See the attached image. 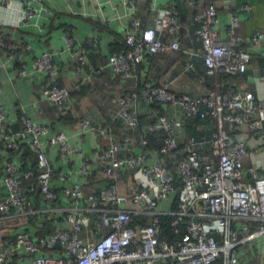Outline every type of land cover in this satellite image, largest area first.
I'll use <instances>...</instances> for the list:
<instances>
[{
  "label": "built area",
  "instance_id": "built-area-1",
  "mask_svg": "<svg viewBox=\"0 0 264 264\" xmlns=\"http://www.w3.org/2000/svg\"><path fill=\"white\" fill-rule=\"evenodd\" d=\"M34 1L21 10L20 20L38 13ZM181 1L198 6L194 35L201 47L188 53L203 58L208 74L245 72L251 59L247 46L264 44V31L241 34L240 18L233 13L223 38L215 28L217 0ZM120 2L129 5L132 15L123 36L125 46L111 53L107 63L92 74L108 67L113 74L137 82L147 53L182 48V22L174 2L158 8L153 25L147 26L137 17L135 0ZM249 10L248 4L238 8V12ZM65 39L73 44L71 37ZM0 42L15 61L19 46L3 38ZM87 53L85 45L74 50L73 61L80 70ZM192 66L187 60L186 70ZM54 68L50 51L33 62V69L41 74ZM26 72L24 66L18 70ZM136 86L115 99L117 109L112 116L122 119L127 133L140 126L142 102L171 107L175 114L155 113V121L144 126L164 133L161 147L155 150L142 148L147 140L138 134L140 139H107L86 157L82 145H73L64 132L52 133L48 125L25 114L20 116L21 126L13 128L0 101V146L12 153L3 165L6 192L0 197V219L15 217L18 223L13 237L0 241V264H238L240 245L264 240V173L256 162L245 164L258 156L264 164V99L257 100L241 85L223 93L208 90L194 96L175 92L168 84L146 82L139 91ZM41 92L60 113L72 98L70 87L56 82H48ZM198 115L215 118L214 138H185L179 131L176 116ZM244 126L259 135L257 156L244 139L230 134L229 129ZM86 131L107 135L90 117L80 120V132ZM207 145L211 151L205 149ZM25 148L34 155L35 164L24 169L20 156ZM52 153L81 155L77 170L56 167ZM95 171L105 181L101 185L93 183ZM46 214L61 220L54 231L37 235L34 232L42 228ZM162 215L171 216L170 239Z\"/></svg>",
  "mask_w": 264,
  "mask_h": 264
},
{
  "label": "crops",
  "instance_id": "crops-1",
  "mask_svg": "<svg viewBox=\"0 0 264 264\" xmlns=\"http://www.w3.org/2000/svg\"><path fill=\"white\" fill-rule=\"evenodd\" d=\"M29 1L31 0H0V38H3L5 43L12 42L19 46L18 58L13 61L8 58V50L0 42V101L13 128L18 129L21 126L20 116L25 114L33 121L48 125L52 133L64 132L73 145H82L83 155L88 157L103 146L107 139H119L118 136L126 135L119 126H110V122L106 123L100 108L94 104V99L98 98L100 92L105 94V102H109L107 89L117 98L125 89V82L108 67H104L103 71L96 75L92 74V70L104 66L109 55L118 46L132 19V15L129 14L130 7L123 5L120 0H35L32 6L39 9L38 13L25 21L20 20L21 10L27 7ZM171 2L177 4L182 20L181 49L187 53L188 49L198 51L199 48L194 49L193 44L187 43L190 42L198 24L195 19L198 6H190L180 0H135L137 17L143 25H153L156 10L168 6ZM216 4L219 21L215 28L221 37H226L233 13H237L240 18L241 34L250 35L257 30L264 31V0H217ZM243 4H248L250 10L238 12V8ZM65 36L72 38V45L66 41ZM90 40L91 42H88ZM80 45L88 48L83 70H80L73 61L74 50ZM247 47L251 59L246 79L240 85L251 91L257 100H261L264 99V44ZM44 51L53 53L55 68L50 74H41L33 69L35 58ZM22 66L27 70L24 75L18 73ZM141 70L151 75L155 82L168 84L178 93L186 91L194 96L210 90L202 80L192 77L187 72L177 52L159 53L154 61H145ZM48 82L66 85L71 91L76 92L73 94L71 92L72 98L62 113L46 100L41 92L42 86ZM212 86L219 87L216 83ZM167 112L175 114L171 107H167ZM141 114H150L153 117L155 112L146 102H142ZM256 115L261 113L257 111ZM85 117L100 123L107 130V135L101 136L90 131L80 132V120ZM176 117L179 131L184 134L181 116ZM231 133L236 139H244L251 150L256 151L255 156L259 154L261 147L259 148L257 133L247 131L245 126L234 129ZM135 136L134 139H140L138 134ZM11 155L10 151L0 146V197L6 192L3 165ZM80 157L79 154L74 156L50 154L56 167L65 170H77ZM254 162L264 173V164L259 156L256 159L252 157L247 159L245 164L250 165ZM92 179L96 185L105 182L96 171ZM17 229L15 217L0 219V241L4 236L13 237ZM263 245L264 240L261 239L240 245L238 264H251L256 256L263 257Z\"/></svg>",
  "mask_w": 264,
  "mask_h": 264
},
{
  "label": "trees",
  "instance_id": "trees-1",
  "mask_svg": "<svg viewBox=\"0 0 264 264\" xmlns=\"http://www.w3.org/2000/svg\"><path fill=\"white\" fill-rule=\"evenodd\" d=\"M181 2H183V1H181ZM183 3H185V2H183ZM176 7L178 10L177 4H176ZM178 12H179V10H178ZM179 15H180V12H179ZM180 18H181V16H180ZM181 22H182V20H181ZM197 26H198V24L196 25V27ZM181 34H182V28H181ZM192 34H193V36H191L190 42H187V43L193 44L192 46L194 47V49H198L201 47V44L195 38L194 31ZM182 36H183V34H182ZM189 39H190V37L187 38L188 41H189ZM181 43H182V41H181ZM124 46H125L124 37H122V39L118 43V46H116L113 51H117ZM163 52H159V53H163ZM175 52L178 53V58L182 59L183 66H185V61L190 59L193 66L189 70H187V72L192 77H196V79L199 78L200 80H202V83L206 84L207 88L210 89V91H214L216 93H223L224 91H226L230 87L239 88L241 82L245 81V79H246L247 70L245 72H238V73H234V74L221 72V71L215 72L213 74H208L206 72V67L204 65V61H203V58L201 56H193L191 54H188L184 49L174 51L173 53H175ZM159 53H155V54L154 53L153 54L147 53L145 55L144 61L141 62L139 65L137 82L134 79H125V78L121 77L120 75H117L121 80L123 79V81L125 82V86H124L125 89L122 91L121 94L132 89L135 86V84L137 85L136 86L137 91H139L144 86V84L146 82H152V83L157 84V85H163L164 84L162 82H155L153 80V78L151 77V75H148L147 72L143 73L141 70L142 64L145 61H151V62L154 61L155 57ZM213 83H216L219 87L215 88L214 86H212ZM96 87L98 89H100L98 85H96ZM73 91L74 90L71 91L72 94L76 93L75 91L74 92ZM206 91H208V90H206ZM106 93L110 99V100H108L109 102H105V100H104L105 94L100 92L98 98L94 99V104L100 108V111H101L100 113H101V115L104 118L106 123L110 122L109 123L110 126H115V127L119 126V129L122 128L121 130L124 131L122 119L112 116L113 113L115 112V110L117 109V102L115 100L116 97L114 94L110 93V91L108 89H107ZM110 104H111V106L109 107ZM148 105L151 108V110L155 113L163 114V113L167 112L168 105H166V104L151 103ZM200 107L202 110L206 109V106L203 104H201ZM139 120H140V126L138 128L130 129L127 133H124L126 135L118 136L119 139H126V137H128V136H135L136 134H139V135H143L144 138L147 140V144L142 148H144L145 150H155V149L160 148L162 145L161 142H162L164 133L159 131V130L149 131V130H146L144 128V126L147 122L155 121L154 116L152 117L150 114L147 115V114H141L140 113ZM180 121H181V124L184 126V137L185 138L192 136L197 140H203V139H212L217 135V125H216L215 118H213L210 115H207L205 117H200L199 115L195 116V117L182 116ZM232 130H234V129H232ZM232 130L229 129L231 135H232V133H231ZM137 138H138V136H137ZM207 146L208 147H206L205 149L211 151L212 148H210L209 145H207ZM21 159H23V161H24V165L22 166V168H24V169L27 167V165L29 163H32V165L35 164L34 155L27 148H25ZM174 165H175L174 161L171 160L170 166L174 167ZM177 185H180L179 184V178L177 181ZM161 219L164 223V228H165V232L167 233L166 234L167 238H169V239L172 238L173 235H172L170 227H169L171 216L162 215ZM42 220H43V226L38 232H36L37 235H40L42 233H47L50 231H54L58 227L55 225V223L57 221H60L61 219L59 217H55L53 214H46V217L42 218ZM182 230H184L183 227H182ZM58 250H59V248H58ZM214 264H220V263H214Z\"/></svg>",
  "mask_w": 264,
  "mask_h": 264
},
{
  "label": "rangeland",
  "instance_id": "rangeland-1",
  "mask_svg": "<svg viewBox=\"0 0 264 264\" xmlns=\"http://www.w3.org/2000/svg\"><path fill=\"white\" fill-rule=\"evenodd\" d=\"M251 264H264V255L260 258L256 256L253 261H251Z\"/></svg>",
  "mask_w": 264,
  "mask_h": 264
}]
</instances>
